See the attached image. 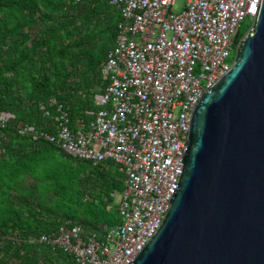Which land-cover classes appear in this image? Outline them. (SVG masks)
I'll return each instance as SVG.
<instances>
[{
  "label": "built area",
  "instance_id": "built-area-1",
  "mask_svg": "<svg viewBox=\"0 0 264 264\" xmlns=\"http://www.w3.org/2000/svg\"><path fill=\"white\" fill-rule=\"evenodd\" d=\"M99 0H74V4ZM120 14L101 74L99 109L70 126L69 114L48 100L46 131L31 125L21 135L43 140L92 165L112 161L122 176L116 209L120 222L95 229L67 221L31 239L76 264H129L159 230L182 174L189 127L200 98L231 69L255 30L262 0H104ZM248 20L251 24L236 41ZM13 116L0 111V130Z\"/></svg>",
  "mask_w": 264,
  "mask_h": 264
},
{
  "label": "trees",
  "instance_id": "trees-1",
  "mask_svg": "<svg viewBox=\"0 0 264 264\" xmlns=\"http://www.w3.org/2000/svg\"><path fill=\"white\" fill-rule=\"evenodd\" d=\"M120 14L104 0H0V111L13 117L0 130V264H76L72 257L31 242L70 221L95 229L120 222L114 204L122 172L114 162L92 165L43 140L50 98L70 126L92 118L105 82L101 69L113 47ZM245 30L239 29L236 41Z\"/></svg>",
  "mask_w": 264,
  "mask_h": 264
},
{
  "label": "water",
  "instance_id": "water-1",
  "mask_svg": "<svg viewBox=\"0 0 264 264\" xmlns=\"http://www.w3.org/2000/svg\"><path fill=\"white\" fill-rule=\"evenodd\" d=\"M188 140L170 208L132 264H264V0Z\"/></svg>",
  "mask_w": 264,
  "mask_h": 264
},
{
  "label": "rangeland",
  "instance_id": "rangeland-1",
  "mask_svg": "<svg viewBox=\"0 0 264 264\" xmlns=\"http://www.w3.org/2000/svg\"><path fill=\"white\" fill-rule=\"evenodd\" d=\"M183 2H184V0H176V3H175V6H174V9L178 12V11H180L181 9H182V5H183ZM250 22L248 21V20H246L244 23H243V28H244V30L246 29V28H248L249 26H250ZM122 191H120V193H118V194H115V196H114V204H112V205H110V207H109V209L110 210H114L117 206H118V202H119V198H120V196H121V193Z\"/></svg>",
  "mask_w": 264,
  "mask_h": 264
},
{
  "label": "crops",
  "instance_id": "crops-1",
  "mask_svg": "<svg viewBox=\"0 0 264 264\" xmlns=\"http://www.w3.org/2000/svg\"><path fill=\"white\" fill-rule=\"evenodd\" d=\"M117 10V9H116ZM118 11V10H117ZM119 12V11H118ZM115 42V41H114Z\"/></svg>",
  "mask_w": 264,
  "mask_h": 264
}]
</instances>
